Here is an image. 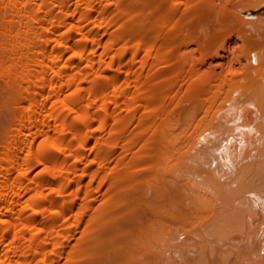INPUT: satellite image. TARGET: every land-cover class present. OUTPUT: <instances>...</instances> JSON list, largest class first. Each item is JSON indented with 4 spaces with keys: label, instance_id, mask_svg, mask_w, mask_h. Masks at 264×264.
<instances>
[{
    "label": "bare ground",
    "instance_id": "6f19581e",
    "mask_svg": "<svg viewBox=\"0 0 264 264\" xmlns=\"http://www.w3.org/2000/svg\"><path fill=\"white\" fill-rule=\"evenodd\" d=\"M221 1L0 0V264H264V68Z\"/></svg>",
    "mask_w": 264,
    "mask_h": 264
},
{
    "label": "rangeland",
    "instance_id": "374dc122",
    "mask_svg": "<svg viewBox=\"0 0 264 264\" xmlns=\"http://www.w3.org/2000/svg\"><path fill=\"white\" fill-rule=\"evenodd\" d=\"M252 1L253 0H231L228 6L230 8L229 10L230 12H227L229 14L226 13L227 14L226 17L229 20V22L227 26L221 25L217 29V31H220L219 37L224 36L229 47L234 50L232 53L231 50L228 51L221 48L218 49L219 52L223 54L221 59L224 60L225 64L229 62L231 59H233L234 65L240 70L249 67L248 64L256 65L257 67L264 68V60L248 61L246 59L245 53L243 52L244 46H246L248 42H251V40L255 41L257 39L256 41L264 43V25L259 24L262 21H264V3L261 6L255 8L253 7L254 3H252ZM214 4L217 6H223L221 0H215ZM244 18H248V20H251L252 22L248 21L250 24L244 25L241 22V20L243 21ZM258 24L262 26H259ZM255 26L258 28H256ZM210 41H214V40L211 39ZM211 45L216 46L217 42H214ZM193 48H196L195 44L190 45V50H188L190 55H188L187 62L186 61L184 62L185 67L188 68L192 65V63L194 64L196 63V67H199L200 71H204L205 69H208L207 64L205 63L199 64L198 58L201 56V53L208 52L212 48H206L203 46L201 48V52ZM254 53L258 54L257 51H255ZM217 68H219V66ZM2 83L3 80L1 79L0 86H2ZM5 96L6 94L4 90L2 89V87H0V129L2 127V124L4 123V118H5L4 111L7 112V110L10 109L9 107L8 109L4 110V106L5 107L9 106L8 104L4 105L6 103L3 100Z\"/></svg>",
    "mask_w": 264,
    "mask_h": 264
}]
</instances>
